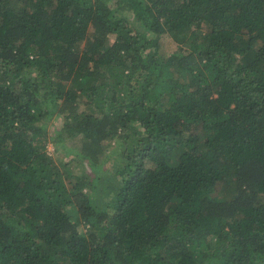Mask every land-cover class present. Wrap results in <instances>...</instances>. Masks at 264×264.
<instances>
[{"label": "trees", "instance_id": "obj_1", "mask_svg": "<svg viewBox=\"0 0 264 264\" xmlns=\"http://www.w3.org/2000/svg\"><path fill=\"white\" fill-rule=\"evenodd\" d=\"M0 264H264V0H0Z\"/></svg>", "mask_w": 264, "mask_h": 264}, {"label": "rangeland", "instance_id": "obj_2", "mask_svg": "<svg viewBox=\"0 0 264 264\" xmlns=\"http://www.w3.org/2000/svg\"><path fill=\"white\" fill-rule=\"evenodd\" d=\"M182 35H186V33L182 34ZM180 38H183L182 36ZM49 150L52 152L53 151V145L50 143L49 144ZM111 177L109 174H106L102 180L99 183V186L101 188H104L106 191H108V189L110 188L111 185Z\"/></svg>", "mask_w": 264, "mask_h": 264}]
</instances>
